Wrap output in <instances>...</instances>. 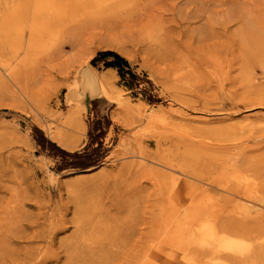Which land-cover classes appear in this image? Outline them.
I'll use <instances>...</instances> for the list:
<instances>
[{"label": "rangeland", "instance_id": "1", "mask_svg": "<svg viewBox=\"0 0 264 264\" xmlns=\"http://www.w3.org/2000/svg\"><path fill=\"white\" fill-rule=\"evenodd\" d=\"M98 116L96 166L38 144ZM21 192L0 264H264V0H0V214Z\"/></svg>", "mask_w": 264, "mask_h": 264}, {"label": "trees", "instance_id": "2", "mask_svg": "<svg viewBox=\"0 0 264 264\" xmlns=\"http://www.w3.org/2000/svg\"><path fill=\"white\" fill-rule=\"evenodd\" d=\"M104 60L108 57H113L114 60L107 63L108 66L119 68V72L124 79H127L125 74V68H130L128 61L120 54L114 51H107L99 54ZM98 57L93 60L95 63L98 61ZM135 76V74L130 71ZM131 82V81H130ZM132 83V82H131ZM111 120L107 116L97 117L93 122L90 123L89 129V142L82 150L70 152L66 149L61 148L55 142L51 141L45 135L36 128V137L38 144L42 147L44 152L50 151V154L60 159V168H89L99 164L106 156L109 151L105 147V137L107 129L111 125Z\"/></svg>", "mask_w": 264, "mask_h": 264}, {"label": "bare ground", "instance_id": "3", "mask_svg": "<svg viewBox=\"0 0 264 264\" xmlns=\"http://www.w3.org/2000/svg\"><path fill=\"white\" fill-rule=\"evenodd\" d=\"M81 81H83L82 88L85 91L84 93H86L88 96L89 95L98 96V92H97L98 90L96 89V86H98V85H99V91L104 95L105 94L108 95V90H107V87L105 85V78H103V76L101 77L95 71H91L90 69L85 70L82 73ZM18 197L20 198L21 202L18 203L19 205H17V208L13 207V208H11L12 210H7V208H2V211L0 214V224H1V221H3V226L0 225V244H2V246H4V244L8 243V241H11V234H13V233L10 230L14 229L15 224L16 225L18 224L19 227H23L24 230L20 229L22 232L26 231V227H24L25 225H23V223L25 221H27L28 219L25 218V214L21 209L23 208V206L27 202L25 200L23 192H21L18 195ZM15 218H16V223L12 224L13 219H15ZM38 219H39V217L37 218L36 221H38ZM36 221H35V224H37V225H35V226L37 227L38 222H36ZM15 228L17 231L19 230V228H17V227H15ZM9 231L11 232V234L9 233ZM40 232L38 229H35L33 234H32L33 237L28 238V236H26L25 239H32V240H35V238L42 239L43 234ZM55 234L56 233L49 234V238H51L50 240L52 242H54V240H55V237H56ZM16 235L17 234H14V236H16ZM18 237L22 238L23 236L20 235ZM14 238L12 239V241L14 240ZM9 243H11V242H9Z\"/></svg>", "mask_w": 264, "mask_h": 264}]
</instances>
